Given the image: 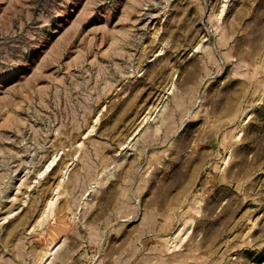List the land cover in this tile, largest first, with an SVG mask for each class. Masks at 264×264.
<instances>
[{"label":"rangeland","instance_id":"374dc122","mask_svg":"<svg viewBox=\"0 0 264 264\" xmlns=\"http://www.w3.org/2000/svg\"><path fill=\"white\" fill-rule=\"evenodd\" d=\"M0 264H264V0H0Z\"/></svg>","mask_w":264,"mask_h":264}]
</instances>
